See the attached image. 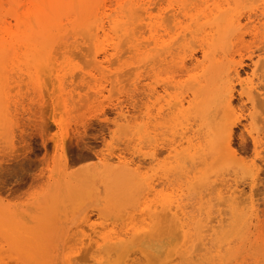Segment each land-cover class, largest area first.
<instances>
[{
	"label": "rangeland",
	"instance_id": "obj_1",
	"mask_svg": "<svg viewBox=\"0 0 264 264\" xmlns=\"http://www.w3.org/2000/svg\"><path fill=\"white\" fill-rule=\"evenodd\" d=\"M30 1L0 0V264H264V0L75 1L26 36ZM235 70L234 155L201 138L213 157L195 168L182 137L220 135Z\"/></svg>",
	"mask_w": 264,
	"mask_h": 264
},
{
	"label": "bare ground",
	"instance_id": "obj_2",
	"mask_svg": "<svg viewBox=\"0 0 264 264\" xmlns=\"http://www.w3.org/2000/svg\"><path fill=\"white\" fill-rule=\"evenodd\" d=\"M75 1H77V4H76V9L78 10V12L82 9V4H83V0H31L30 1V3H29V5L25 8V11L23 12V13H21V14H19L17 17H16V27L18 28V29H22V30H25V34H26V36H28L27 35V31L28 30H32V29H34V28H37V27H40V26H42L43 24H45V23H49V22H52L53 21V19H54V17L58 14V13H60V12H62L63 10H65V9H67L69 6H71V5H73V3L75 2ZM264 6V5H263ZM260 13V12H259ZM262 13H264V12H262ZM261 15V14H260ZM263 15V14H262ZM262 15H261V17H262ZM249 17H251L250 15H249ZM258 17H260V16H258ZM248 18V17H247ZM257 18V17H256ZM263 18H264V16H263ZM251 19V18H250ZM235 23H236V25H235ZM235 23H228L226 26H224V27H221V29L222 30H217V32H219V34H220V37L222 38V36L223 35H229V33L231 32V30L235 27V31L234 32H237V34L235 35V40H239V41H241L244 37H242V33H241V31L242 30H244V29H242L241 27H240V24H239V21L237 20ZM251 23V22H250ZM161 24V23H160ZM233 24L235 25L234 27H233ZM147 26H150V25H147ZM262 26V25H261ZM92 28V27H91ZM102 28H103V26H102ZM263 28H264V25H263ZM93 29V31H94V28H92ZM260 29V28H259ZM246 30V29H245ZM250 30V29H249ZM92 31V32H93ZM150 31V33L151 32H153L151 29L149 30ZM158 31V30H157ZM256 31V29L254 28L253 29V27H252V30H251V32H255ZM250 32V31H249ZM146 33V32H145ZM155 33H157V32H155ZM147 34V33H146ZM158 34V33H157ZM246 34H248V31L246 32ZM257 34V33H256ZM255 34V35H256ZM155 36H156V34H154ZM154 35H150V39H152V41L154 42L153 44H154V46H156L157 45V41H156V39L157 38H155V36ZM227 35V36H228ZM231 35V34H230ZM229 35V36H230ZM249 35V34H248ZM158 36V35H157ZM250 36V35H249ZM252 36V35H251ZM256 38V37H255ZM257 39H258V37H257ZM256 41V40H255ZM142 43V42H141ZM260 44V43H259ZM262 44V43H261ZM149 42L146 40L145 42H143V44H142V49H144L145 50V55H150V51L149 50H147V47H149ZM228 45H229V43H228ZM229 46H231V45H229ZM262 46H264V45H262ZM227 48H229V47H227ZM230 49V48H229ZM1 52V51H0ZM0 55H2V54H0ZM204 56H206V54H205V52L203 53V57ZM156 57V56H155ZM157 58V57H156ZM167 59V58H166ZM94 60V59H93ZM96 60V59H95ZM252 60V59H251ZM250 61V60H249ZM248 61V62H249ZM96 62V61H95ZM94 62V63H95ZM154 62H155V60H154ZM186 62V61H185ZM258 62V61H257ZM97 63V62H96ZM155 63H157V62H155ZM186 64V63H185ZM244 64V63H243ZM154 65H156V64H154ZM188 65H189V63H188ZM248 65V64H247ZM243 66V65H242ZM252 66V65H251ZM182 67H185L184 66V64L182 65ZM240 67V66H239ZM248 67V66H247ZM236 68V67H235ZM237 69V68H236ZM244 69V68H243ZM230 74V73H229ZM239 74H241V73H239V72H237L236 70H235V72H234V74H233V76L232 77H230V75H228V74H225V76H223L222 77V79H223V82L225 83V84H222L223 85V87H222V89H220V92H219V96H218V99L220 100V103H222L223 104V109H226L227 110V112L228 113H230V115H231V117L227 120V122H225L223 125H222V129H221V132H220V135L218 134V136H216V135H214L213 136V138H211L210 136H208V135H206V134H202L201 133V131L203 130V129H197V130H193L192 129V126L189 128V130H188V132H187V134L184 136V137H182V140H184L185 139V142L187 143V145H188V147H189V152H188V154H187V156H188V158H189V160L191 161V163H192V165L193 166H195V168H196V166H202L203 165V167L204 166H209V164L210 163H208L209 162V160H207V158L209 157V155L211 156L212 155V157H213V153H211V151L210 152H208L209 150H207V148H208V146H206V142L205 141H209L210 142V145H209V148H211L213 151H215V152H217L218 154L221 152H223L224 153V157L225 158H227V159H231L232 157H233V155H234V151L232 150V142H233V139H234V128H236V126L238 127V125H240V124H242V122H240V118H241V116L239 115V116H237V112H234V110H233V108H234V106L232 107V99L234 98V87L232 86V83H231V81L232 80H235V81H238L239 80ZM180 77V76H179ZM178 77V78H179ZM184 77V76H183ZM233 78V79H232ZM146 79V78H145ZM147 80V79H146ZM234 83V82H233ZM241 84V83H240ZM263 84V83H262ZM164 85V84H163ZM193 85H195V84H193ZM235 85H236V83H235ZM167 87H169V86H167ZM167 87H165V88H167ZM168 89V88H167ZM170 89H171V87H170ZM203 89V87H201V88H199V90L198 91H196L195 93H194V95H193V98L195 99V97H196V93L197 92H199V91H201ZM241 89L243 90V92L242 93H240L239 94V96H241L244 92H246L245 91V86L243 85V84H241ZM261 89H264V87L262 88V85H261ZM170 91V90H169ZM250 91V90H249ZM259 91V90H258ZM257 91V92H258ZM164 92V91H163ZM167 92H168V90H167ZM252 92V91H251ZM251 92H248L247 91V93H246V100L249 102V107L247 108L244 104H243V102H245V101H243L242 102V100H240V102H239V111L241 112V111H244L245 110V112L247 111V118H245V116H244V118L245 119H248V121H246L247 122V125L245 126V125H241V128H242V130L243 131H245L246 132V134H247V136L248 137H250L251 138V141H252V143H253V146H254V150H255V153H256V156H260V153H258V152H256V148H257V145L259 144V142L257 141V139L256 138H254L253 136H252V134L254 135V133H251L253 130H255L256 128V124H255V122L259 119H257L256 121H255V117L257 116H255V114H256V109H257V106L255 107V102H256V98H254L255 97V95L253 94V97H252V95H251ZM255 93V92H254ZM262 93H264V90L262 91ZM261 93V94H262ZM256 94V93H255ZM143 95V94H142ZM258 95H260V94H257L256 95V97L258 98V97H260V96H262V95H264V94H262V95H260V96H258ZM188 96V95H187ZM235 97H237V96H235ZM242 97V96H241ZM144 98H146V97H144ZM151 99V98H150ZM236 99V98H235ZM241 99V98H240ZM245 99V98H244ZM243 99V100H244ZM146 100V99H145ZM261 100V99H260ZM259 101V100H258ZM258 101H257V103H258ZM238 102V101H237ZM261 103H264V100L262 101H260ZM234 103V102H233ZM259 103H258V108H259ZM264 104H262V106H263ZM264 107V106H263ZM263 107H262V109H263ZM261 109V110H262ZM162 110V109H161ZM166 110V109H165ZM258 110V109H257ZM163 111V110H162ZM220 111V110H219ZM236 111V110H235ZM238 111V112H239ZM264 111V110H263ZM262 111V112H263ZM154 112V111H153ZM244 112V113H245ZM261 112V111H260ZM160 113V112H159ZM28 114V113H27ZM26 114V115H27ZM240 114H242V113H240ZM259 116H260V114H258ZM263 115V117H264V113L262 114ZM217 117L219 116V112L217 113V115H216ZM243 116V115H242ZM194 117V116H193ZM195 117H197V116H195ZM30 118V117H29ZM195 119V118H194ZM193 119V120H194ZM217 118H215V120H216ZM214 120V121H215ZM29 121V120H28ZM244 121V120H243ZM259 121H260V119H259ZM258 121V122H259ZM31 122V121H30ZM212 122V121H211ZM245 122V123H246ZM32 124L34 123V122H31ZM261 123L262 122H260V125H261ZM37 124H39V123H37ZM36 124V125H37ZM244 124V123H243ZM26 125V124H25ZM29 125V124H28ZM41 125V124H40ZM39 125V126H40ZM42 125H45L44 123H42ZM47 125V124H46ZM48 125H49V123H48ZM192 125V124H191ZM216 125H217V122H216ZM258 125H259V123H258ZM34 126V125H33ZM38 126V125H37ZM38 126V127H39ZM50 126V125H49ZM201 126V125H200ZM212 126H213V124H212ZM262 126H264L263 124H262ZM24 127V126H23ZM26 127V126H25ZM37 127V128H38ZM45 127V126H44ZM194 127V126H193ZM198 128H201V127H199V126H197ZM49 128V127H48ZM48 128H46V129H48ZM259 128V127H258ZM257 128V129H258ZM264 128V127H263ZM26 129H27V127H26ZM30 129V128H29ZM85 129V128H84ZM36 129H34V131H35ZM41 130H42V128H41ZM43 130H45V128H43ZM262 130V129H261ZM28 131H31V130H28ZM38 131V130H37ZM25 132V131H24ZM36 132V131H35ZM39 132V131H38ZM41 132H43V131H41ZM255 132H259V131H255ZM29 133V132H28ZM242 133V132H241ZM262 133V132H261ZM260 133V134H261ZM31 134V133H30ZM30 134H29V136H30ZM38 134V133H37ZM245 134V133H244ZM259 134V133H258ZM259 134V135H260ZM15 136V135H14ZM24 136H26V135H24ZM255 136V135H254ZM77 137H78V135H77ZM256 137V136H255ZM15 138V137H14ZM43 138V137H42ZM201 138L204 140V138H205V141H201ZM257 138H258V136H257ZM260 138V137H259ZM15 139H17V138H15ZM19 139H21V138H19ZM77 139L78 138H76V141H77ZM80 139H81V136H80ZM22 140V139H21ZM149 140V139H148ZM180 140V139H179ZM23 141V140H22ZM27 141V140H26ZM43 141V140H42ZM75 141V142H76ZM78 141H80V140H78ZM45 142V141H44ZM150 142H151V140H150ZM204 142H205V144H204ZM14 143V142H13ZM16 143V142H15ZM19 143H21L22 144V142H19ZM18 142H17V144H19ZM26 143V142H25ZM77 143V142H76ZM75 143V144H76ZM152 143V142H151ZM20 144V145H21ZM74 144V145H75ZM235 144V143H234ZM15 145V144H14ZM13 145V146H14ZM26 145L27 144H25V146L23 147V148H21V150L23 149L24 150V152H23V154L25 153V152H27L28 151V149H29V146H28V148H26ZM65 145H67V144H65ZM73 145V144H72ZM73 145V146H74ZM77 145H78V143H77ZM80 145V144H79ZM260 145H262V144H260ZM259 145V146H260ZM43 146H44V143H43ZM68 146V145H67ZM71 146V145H70ZM72 146V147H73ZM76 146V145H75ZM154 146V145H153ZM263 146V145H262ZM17 147V146H16ZM20 147V146H19ZM18 147V148H19ZM63 147H64V144H63ZM77 147V146H76ZM75 147V148H76ZM83 147V146H82ZM62 148V147H61ZM65 148V147H64ZM208 148V149H209ZM16 150H17V148H15ZM69 149V148H68ZM7 150V149H6ZM63 150V149H62ZM83 150V149H82ZM9 151L10 150H8V153H9ZM19 151H20V149H19ZM30 151V150H29ZM32 151V150H31ZM68 151V150H67ZM242 151V150H241ZM244 151V150H243ZM242 151V152H243ZM14 152H18V151H13V154H14ZM22 152V151H21ZM21 152H19V153H21ZM66 152V151H65ZM30 153V152H29ZM68 153V152H67ZM262 153V152H261ZM10 154V153H9ZM18 154V153H17ZM23 154H21V155H23ZM65 154V153H64ZM63 154V155H64ZM69 154V153H68ZM160 154H162L161 152H160ZM244 154H246V153H244ZM262 154H264V153H262ZM15 155V154H14ZM13 156V155H12ZM17 156V158H18V155H16ZM16 156H14V157H16ZM26 156H27V154H26ZM65 156H67V155H65ZM64 156V157H65ZM159 156V155H158ZM208 156V157H207ZM216 156V155H215ZM12 158V157H11ZM22 158H24V157H22ZM28 158V157H27ZM118 158V157H117ZM256 158V157H255ZM15 159V158H14ZM29 159V158H28ZM71 159V161H72V158H70ZM151 159H152V161H154L155 159H156V154H155V152H152L151 153ZM30 160V159H29ZM149 160V159H148ZM195 160H199V164H197V163H194V161ZM255 160V159H254ZM26 161H28V160H26ZM31 161H35L34 159L33 160H31ZM64 164H66V162H69V159H68V161H67V158H64ZM255 161H257V160H255ZM262 161H264V160H262ZM18 162L20 163V160H18ZM28 163V162H27ZM30 163V162H29ZM73 163V162H72ZM71 163V164H72ZM186 163V162H185ZM15 164H16V162H15ZM21 164H22V162H21ZM24 164V163H23ZM31 164V163H30ZM184 164V163H183ZM20 165V164H19ZM32 165V164H31ZM185 165V164H184ZM22 166V165H21ZM26 166V165H25ZM24 166V167H25ZM188 166V165H187ZM17 167V166H16ZM19 167V166H18ZM23 167V166H22ZM22 167H20L19 169H21ZM28 167H29V164H28ZM16 169H18V168H16ZM18 169V170H19ZM24 169V168H23ZM192 169V168H191ZM17 171V170H16ZM185 171V170H184ZM260 171H261V169H260ZM259 171V172H260ZM1 172H3V171H1ZM23 172V171H22ZM189 172V171H188ZM4 173V172H3ZM16 173V172H15ZM17 173H18V171H17ZM260 173H262V172H260ZM188 174H190V173H188ZM199 174V173H198ZM259 176V175H258ZM17 178V177H16ZM258 178V177H257ZM260 179V178H259ZM257 180V179H256ZM34 181V180H33ZM32 181V182H33ZM35 182V181H34ZM258 183V182H257ZM33 184V183H32ZM35 184V183H34ZM261 184V183H260ZM256 185H258L259 186V184H256ZM255 184H254V187L256 186ZM257 187V186H256ZM256 189H258V188H256ZM263 190H264V188H263ZM1 191V190H0ZM256 191V190H255ZM251 192V191H250ZM263 193H264V191H263ZM2 194V193H1ZM253 197H254V195H253ZM227 198V197H226ZM248 198V197H247ZM237 199V198H236ZM238 199H239V197H238ZM264 199V198H263ZM262 199V200H263ZM228 200V199H227ZM226 200V201H227ZM235 200V199H234ZM240 200V199H239ZM238 200V201H239ZM247 200V199H246ZM246 200H244L245 202H249L248 200L246 201ZM231 201H232V199H231ZM237 201V200H236ZM235 201V202H236ZM242 201H239V202H237L238 204H237V206L239 205V203H241ZM226 203V202H225ZM234 205L236 204V203H234V201L232 202ZM243 203V202H242ZM181 208V207H180ZM264 209V208H263ZM262 210V209H261ZM179 211V210H178ZM177 211V212H178ZM184 211V210H183ZM260 212V211H259ZM262 212H263V210H262ZM177 214V213H176ZM185 214V213H184ZM264 214V213H263ZM177 215H180V214H177ZM262 214L260 213V216H261ZM262 217H264V216H261V218ZM263 219V218H262ZM188 222V221H187ZM175 223H177V222H175ZM262 224V223H261ZM127 249V248H126ZM110 251V250H109ZM123 252H124V249L122 250ZM121 251V253H119V255H120V257H122L123 258V256H121V254L123 253ZM127 251V250H126ZM123 255H125V256H127V253L125 254V253H123ZM118 256V255H117ZM124 256V257H125ZM119 256H118V259L120 258ZM116 260H117V257H116ZM109 264V263H108ZM113 264V263H112ZM115 264V263H114Z\"/></svg>",
	"mask_w": 264,
	"mask_h": 264
}]
</instances>
